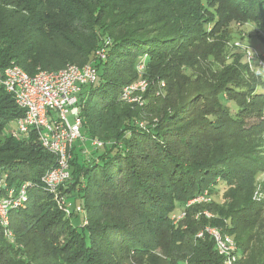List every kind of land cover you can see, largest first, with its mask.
Returning <instances> with one entry per match:
<instances>
[{"label":"trees","instance_id":"16d2710c","mask_svg":"<svg viewBox=\"0 0 264 264\" xmlns=\"http://www.w3.org/2000/svg\"><path fill=\"white\" fill-rule=\"evenodd\" d=\"M232 23L264 36V0H0V73L98 72L60 203L43 183L56 157L9 128L24 112L0 83V199L30 184L11 236L0 225V264H225L206 229L234 239V264H264V79L224 59Z\"/></svg>","mask_w":264,"mask_h":264},{"label":"built area","instance_id":"2783aa9c","mask_svg":"<svg viewBox=\"0 0 264 264\" xmlns=\"http://www.w3.org/2000/svg\"><path fill=\"white\" fill-rule=\"evenodd\" d=\"M99 55L105 58L103 52ZM97 79L98 72L91 65H71L58 72H40L35 76H30L18 66L9 67L0 73L2 87L13 95L16 104L24 112L23 117L16 122V136L22 137L34 129L42 147L56 157V166L43 178L44 185L56 195L59 188L71 178V150L81 138L78 95L83 86L93 84ZM148 87V81L139 80L123 90L122 100L140 103V94H144ZM70 115L74 117V125L69 122ZM93 145L101 147L102 143L94 141ZM29 185L25 184L18 190L11 189L6 197L0 199V225L10 236V212L26 202ZM57 200L59 203L63 201L58 195ZM206 231L213 237L216 250L225 258V264H234L238 254L234 239L216 229ZM203 235L200 233L198 236Z\"/></svg>","mask_w":264,"mask_h":264},{"label":"rangeland","instance_id":"374dc122","mask_svg":"<svg viewBox=\"0 0 264 264\" xmlns=\"http://www.w3.org/2000/svg\"><path fill=\"white\" fill-rule=\"evenodd\" d=\"M224 37L227 47L224 50L223 57L227 63H232L234 61V58H232L233 55L243 56L245 57L244 62L249 64L252 72L262 76L264 79V36L253 26V24L232 23L225 29ZM223 57H221L222 60ZM221 59L220 63L222 62ZM215 64L218 65L219 63H216L215 61ZM124 102L133 104L126 100H124ZM69 122L71 125L75 124L74 117L71 115L69 116ZM9 128L16 130V123L11 124ZM87 150L85 154L86 158L91 157L93 154L91 150H88V152ZM256 183L255 197H257L260 201H264V173L257 178ZM198 199L199 200H194L193 202L200 200L204 202L211 201L206 195ZM213 200L222 205L224 203L223 193L215 196ZM206 215L211 217V214L208 212Z\"/></svg>","mask_w":264,"mask_h":264}]
</instances>
